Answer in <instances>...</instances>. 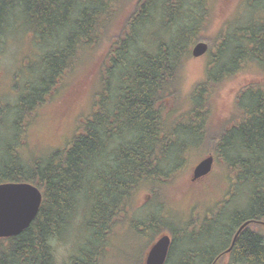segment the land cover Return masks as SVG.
Instances as JSON below:
<instances>
[{
    "label": "trees",
    "instance_id": "1",
    "mask_svg": "<svg viewBox=\"0 0 264 264\" xmlns=\"http://www.w3.org/2000/svg\"><path fill=\"white\" fill-rule=\"evenodd\" d=\"M120 1L126 10L113 8ZM202 3L203 0H0V52L7 37L18 32L16 24L30 27L44 49L40 72L28 71L41 76L35 86L27 82L13 124L20 126L27 115L36 112L70 70L82 63L79 59L85 53L104 49L101 57L105 62V93L95 95L94 119L81 128L71 148L55 157L32 158L24 163L23 154L12 153L6 144L2 150L0 141V184L27 182L44 195L33 224L19 237L1 240L0 264H54L50 241L66 230L74 209L83 203L81 194L86 188L92 202L88 209L91 220L87 222L91 236L69 264H102L104 236L110 234L119 214L125 212L130 196L143 185L175 178L168 179L171 175L162 166L175 152L169 151L173 137L183 131L170 118L166 122L167 106L182 95L181 71L186 60L191 59V47L196 42L209 43V65L217 70L206 71L205 79L192 90L191 103L196 105L206 98L211 112L216 110L223 85L233 80L234 74L253 64L263 69L255 68L253 72L252 88L257 92L242 93L238 98L240 104L250 107L246 114L254 123L245 133H235L234 138L228 135L222 144L212 140L200 148L215 154L217 161H222L218 149L223 151L228 169L242 168L244 177L252 170L249 176L254 182L264 184V3L256 7L259 15L250 23L231 35L221 37V31L213 39L200 34L210 15L209 11L195 14ZM156 19L163 33L165 26L172 24L174 28L168 29L170 39L163 37L152 47L142 35ZM3 110L0 117L5 114ZM125 137L129 141L123 142ZM15 139L13 144L18 142ZM112 145L118 148L109 161ZM157 192L154 190L155 196ZM232 214L223 218L225 224L212 227L205 239L191 241L202 243L200 247L181 250L177 261L171 263L173 242L166 264H211L221 255L220 264H264V236L249 229L237 238L227 263L223 254L231 247L241 220L264 216V199L255 201L248 211L244 208L243 213ZM150 228L153 218L148 222ZM214 239L220 244L218 249L209 245Z\"/></svg>",
    "mask_w": 264,
    "mask_h": 264
},
{
    "label": "rangeland",
    "instance_id": "2",
    "mask_svg": "<svg viewBox=\"0 0 264 264\" xmlns=\"http://www.w3.org/2000/svg\"><path fill=\"white\" fill-rule=\"evenodd\" d=\"M263 3L264 0H203L200 10L197 9L195 14L209 11L210 15L204 20L206 26L200 30L201 36L213 39L221 31V37L227 33L231 35L238 27L245 26L255 19L259 15L256 7ZM124 5V2L120 1L114 4L113 8L126 10ZM117 18L118 15L115 19ZM153 22L155 24L148 26V30L142 35L152 47L163 37L165 40L170 39L172 35L169 30L173 31L174 28L172 24L165 26L163 33L158 19ZM112 23L115 25L116 21L112 20ZM15 28L19 29L18 32H13L7 37L0 52V109L3 108L5 113L0 117V141L2 150H5V144L6 147L11 146L12 153L18 151L23 154L21 156L24 163H29V159H48L69 148L75 135L80 132V127L93 121L96 111L94 97L98 93H105L104 79L102 82L105 62L101 57L104 49L95 47L89 54L85 53L79 59L82 63L70 70L61 85L58 83V88L53 90L45 103L34 112L37 114L31 117L27 115L21 125L17 126L13 124L17 120L16 108L26 91L27 82L35 86L41 76V73L30 75L28 71L33 72L31 69H34L40 72V62L43 60L41 54L44 49L30 27L16 24ZM209 56L210 52L204 57L195 59L191 56V59L186 60L181 71L182 95L173 100L174 104L169 103L167 106L166 122L170 118V121H174L183 131L178 137H173L174 143L170 144L169 151L175 150L176 153L172 152L170 160L166 163L163 161L162 166L171 175L168 179L173 176L175 178L172 181H163L162 184L158 181L156 185H143L130 196L129 202L124 205L125 212L118 216L110 234L104 236L102 264H143L149 245L151 246L164 231H169L175 240L171 258V263H174L181 250L187 247L194 249L193 247H200L202 244H192V240L205 239L212 227L225 224L222 218L235 212L236 208L225 203L229 178H225L226 166L222 165L221 161L215 162L206 182L193 184L191 178L198 163L209 155L208 150L201 149L200 146H207L217 135L216 115L223 121L231 119L232 114L237 112L236 98L239 91L254 83L255 68L263 69L260 65L253 64L245 66L246 69L235 74L233 80L223 85L216 110L211 112L205 103L206 98L202 99V103L199 100L196 105L191 103L192 90L205 79L206 71L217 70L213 65H209ZM109 69L110 64L106 66V71ZM249 92L255 93L257 90L253 88ZM107 108L110 109L108 106ZM242 108L245 112L238 111L234 119L250 110L249 106ZM90 115L92 116L88 118ZM172 128L168 132L172 131ZM15 138H18L17 144L12 143ZM122 141L127 142L129 138L125 137ZM117 148V145L110 146L109 161L113 160ZM235 184L234 181L233 189ZM154 190H158L156 199L159 202L154 198ZM81 196L83 203L77 210L74 209L66 230L50 241L54 264H69L90 239L91 232L87 229V222L90 220L88 209L92 202L89 200L87 188ZM152 218L153 228L148 229V222ZM209 245L212 249H218L220 246L217 239ZM6 251H3V255L8 257Z\"/></svg>",
    "mask_w": 264,
    "mask_h": 264
},
{
    "label": "water",
    "instance_id": "3",
    "mask_svg": "<svg viewBox=\"0 0 264 264\" xmlns=\"http://www.w3.org/2000/svg\"><path fill=\"white\" fill-rule=\"evenodd\" d=\"M209 51L208 43L198 42L192 49V57L201 58ZM213 156L202 160L194 169L193 180L208 175L213 167ZM43 202L42 192L29 183L0 184V239L17 238L27 230L37 218ZM248 223L234 235L229 255L233 246ZM172 244L171 237L162 235L148 249L144 264H165Z\"/></svg>",
    "mask_w": 264,
    "mask_h": 264
},
{
    "label": "flooded vegetation",
    "instance_id": "4",
    "mask_svg": "<svg viewBox=\"0 0 264 264\" xmlns=\"http://www.w3.org/2000/svg\"><path fill=\"white\" fill-rule=\"evenodd\" d=\"M222 51V50H221ZM219 53V51H218ZM220 70L222 71V68H220ZM230 71H233V68L230 66ZM236 75L234 74V77ZM253 81L255 82V79H253ZM262 81L264 82V79H262ZM252 84H250L249 86L243 88L241 91H239L238 96H237V112L238 111H244L245 107L244 104L239 103V96L240 94L244 93V94H249L251 92H249L250 90H253V88L251 87ZM247 107V105H246ZM236 112V113H237ZM235 112L232 114L231 119L227 120V121H223L218 119V115H216L217 119V124L216 127H218L217 130V135L215 136V142L222 144L224 139H226V137H228V135H233V138L235 137L234 134L235 133H245V130L248 128V126L252 125L254 122L252 120V118H248L250 115L249 114H242V115H238L235 119L233 117H235ZM248 130V129H247ZM218 153L219 155L222 157V164L225 165V161H224V154L223 151L218 149ZM215 158L217 159L216 155ZM260 158V157H259ZM226 174H225V178L226 176H228V190L226 192L227 198H226V205H231V207L236 208L235 212L233 214L239 215L241 213L244 212V208H246V211H248V209L253 205V203L255 201H259L260 199H264V184H257V182H254V179L249 176L252 173V170H248L247 172V176H245V172L243 171L242 168H236V169H228L226 167ZM250 171V172H249ZM262 173V172H261ZM211 174H208L198 180H194L191 179V183H204L208 180L209 176ZM244 175V176H243ZM242 176V177H240ZM247 178V179H246ZM236 182L234 189L233 187V182ZM219 187V186H218ZM230 195V198L228 199ZM246 223H248L247 227L242 231V233L249 229L251 230V232H256V233H262L264 236V216H259L257 218L255 217H247L246 219L241 220L238 223V226L235 228L234 231V235L237 233V231ZM241 233V234H242ZM240 234V235H241ZM228 249H225L224 251H227ZM217 258V257H216ZM215 258V259H216ZM214 259V261H215ZM211 264H213V262Z\"/></svg>",
    "mask_w": 264,
    "mask_h": 264
},
{
    "label": "bare ground",
    "instance_id": "5",
    "mask_svg": "<svg viewBox=\"0 0 264 264\" xmlns=\"http://www.w3.org/2000/svg\"><path fill=\"white\" fill-rule=\"evenodd\" d=\"M262 7V6H261ZM42 67H44V66H42ZM47 75V74H46ZM114 85V84H113ZM30 86V85H29ZM117 86V85H116ZM112 88V87H111ZM114 88H115V86H114ZM109 91H111V90H109ZM246 107V106H245ZM233 215V214H232ZM223 219V218H222ZM91 220V219H90Z\"/></svg>",
    "mask_w": 264,
    "mask_h": 264
}]
</instances>
